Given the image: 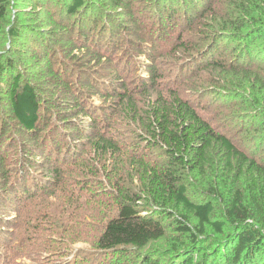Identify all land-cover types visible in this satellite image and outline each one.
<instances>
[{"label": "trees", "instance_id": "1", "mask_svg": "<svg viewBox=\"0 0 264 264\" xmlns=\"http://www.w3.org/2000/svg\"><path fill=\"white\" fill-rule=\"evenodd\" d=\"M11 1L0 0V36ZM32 1L41 14L28 23L22 18L8 24L11 48L0 54L5 94H0V115L9 134L16 130L29 146L40 145L47 156L42 167L51 169V158L69 150H60L67 131L79 133L94 156L110 162L127 148L107 137L108 130L100 131L94 112L82 107L90 99L106 101L134 127L127 129L134 136L128 162L133 188L115 186L117 213L97 240L102 255L127 256V264H264V156L259 153L264 148V0H56L54 10L50 0ZM141 1V11L149 13L146 23L156 26L159 40L176 33L170 55L175 63L191 59L174 65L188 81L180 83L175 74L164 94L153 87L155 57L144 49V36L130 34L139 37L133 51L149 61L150 77L140 88L132 91L123 81L133 54L125 49L129 61L125 56L114 61L117 30L125 24L113 13L130 19ZM28 37L51 51L58 47L67 61L82 53L97 64L101 59L93 51L104 50L108 79L87 76L81 89L72 90L76 102H70L68 72L58 73L48 49L33 57L17 49V42ZM193 63L197 67L186 74ZM196 97L234 103L236 112L224 119L227 127L237 128L225 132L214 126L195 109ZM52 117L57 125L46 130Z\"/></svg>", "mask_w": 264, "mask_h": 264}, {"label": "rangeland", "instance_id": "2", "mask_svg": "<svg viewBox=\"0 0 264 264\" xmlns=\"http://www.w3.org/2000/svg\"><path fill=\"white\" fill-rule=\"evenodd\" d=\"M55 1L50 0V10H54ZM141 2L137 6L140 9H132V19L131 16L130 19H120L118 12L113 13L119 22L122 21L126 25L122 30H117L119 48L113 55L114 61L117 59L116 62H118L122 56L129 61L127 55L133 54L131 67L123 72V76L127 77L123 78V81L132 91L140 88L142 83L150 77V73L147 72L149 68H146L149 61H145V56H139L133 51V43L136 42L134 40L139 37L130 34L137 32L138 36H144V49L155 57L154 68L158 80L153 87L164 94V89L173 87L172 81L175 79V74L177 78L179 77L174 65L189 62L191 59L175 63L170 55L176 45V33L163 41L159 40L155 32L156 26H149L146 23L149 13L141 11L144 4L143 1ZM8 9L6 24L0 36V54H7L11 48L6 36L8 24L20 22L22 18H26L23 22L28 23L32 21V18L34 20L37 14H41L32 0H12ZM30 12L32 14H29ZM45 17L46 15L39 19L43 20ZM138 23L144 26L142 30L138 29ZM111 29L114 32L117 28L114 26ZM150 39L154 42L146 44V41ZM37 41L34 37H28L17 42V49L23 55L28 53L29 57H33L37 53H39L38 56L41 52L45 54L44 50L47 48L46 54L52 58L53 62L57 61L54 63V68L58 69V73L68 72L70 102H76L77 99L72 90L81 89V81L87 76L101 81L108 79L104 64L107 61H105V53L102 52L104 50L93 51V54L101 59L97 64L89 63L87 58L89 55L82 53L77 56V60L67 61L64 56L61 59V51L58 47H53L51 51L49 45L41 47ZM125 49L127 55H125ZM74 52L75 55L79 54L77 49ZM123 64L125 62L118 66ZM196 67L197 64H191L186 74L192 73ZM204 77L205 75L196 79L194 85L198 86L199 79ZM177 80L180 83L188 81L184 77H179ZM207 87L213 86L207 85ZM97 88L101 91L99 87ZM191 88L188 86L186 90ZM183 90L181 85L182 96ZM0 91L1 96H5L4 90L0 89ZM192 102L195 109L218 129L227 132L231 128L230 132H233L237 128V125L227 127L228 122L224 119L226 115L229 117L237 110V106L231 101H229L230 106L222 101H213L211 98L204 100L196 97L192 99ZM48 105L51 106V110H54L53 102ZM82 107L94 112V118L100 122L101 132L108 130L107 137L115 143L119 142V146H127L128 149L121 147L123 154L117 156V159L113 158L110 162L107 158H97L88 142L85 139H78L79 133L67 131L60 150L68 146V152L64 155L59 154L57 160L51 158L50 164L55 165L51 169H46L42 167V163L46 161L47 156L46 153L41 155L42 148H38L40 145L29 146L26 143L27 138L16 130H12L9 134L6 121L1 122L0 115V264H127L129 257L117 258L112 254L102 255L96 246L106 222L117 213L114 199L115 186L133 188L128 162L132 155L129 144L134 142V136L129 134L127 129L134 127L127 123L123 114L113 113L109 109V103L104 100L93 98ZM49 114L47 112V115ZM57 122V117H52L46 130H53ZM43 147L45 150V146ZM76 147H79L78 151H75ZM249 147L254 148L253 145ZM141 150L145 151V149ZM37 152L38 154H35ZM259 153L262 158L264 148H260ZM136 154L141 153L136 152ZM147 154L145 152V155ZM27 160L32 163L35 161V163L32 164L30 161L26 163ZM26 172H29L27 178ZM53 172H58V175L54 176L51 174ZM22 176L24 180H20ZM30 178L33 183L28 182ZM28 190L32 191L29 193Z\"/></svg>", "mask_w": 264, "mask_h": 264}]
</instances>
